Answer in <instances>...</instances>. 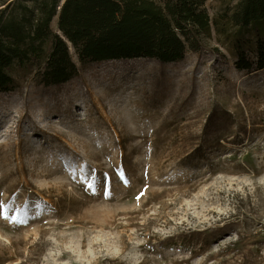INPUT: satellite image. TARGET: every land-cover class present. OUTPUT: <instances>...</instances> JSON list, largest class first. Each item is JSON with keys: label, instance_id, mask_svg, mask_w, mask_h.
Listing matches in <instances>:
<instances>
[{"label": "rangeland", "instance_id": "obj_1", "mask_svg": "<svg viewBox=\"0 0 264 264\" xmlns=\"http://www.w3.org/2000/svg\"><path fill=\"white\" fill-rule=\"evenodd\" d=\"M200 42L173 63L79 64L69 45L58 85L12 70L0 264H264V27Z\"/></svg>", "mask_w": 264, "mask_h": 264}, {"label": "trees", "instance_id": "obj_2", "mask_svg": "<svg viewBox=\"0 0 264 264\" xmlns=\"http://www.w3.org/2000/svg\"><path fill=\"white\" fill-rule=\"evenodd\" d=\"M206 2L0 0V91L15 88V68L29 70L43 86L77 76L69 45L79 64L138 58L173 63L181 61L188 49H199L201 36L212 29L228 35L251 26L264 27V0H237L233 9H225L216 18H210ZM54 19L56 29L51 26ZM261 55L258 68L264 66ZM236 65L240 69L252 66L240 49Z\"/></svg>", "mask_w": 264, "mask_h": 264}, {"label": "snow or ice", "instance_id": "obj_3", "mask_svg": "<svg viewBox=\"0 0 264 264\" xmlns=\"http://www.w3.org/2000/svg\"><path fill=\"white\" fill-rule=\"evenodd\" d=\"M91 186H92V185H91V184H89V187H91ZM2 207H3V206H2V205H0V208H2ZM12 219H13V220H15V219H16V217H15V216H13V217H12Z\"/></svg>", "mask_w": 264, "mask_h": 264}]
</instances>
